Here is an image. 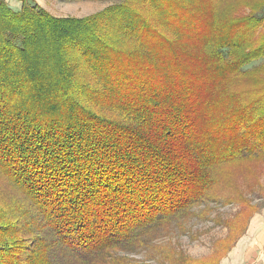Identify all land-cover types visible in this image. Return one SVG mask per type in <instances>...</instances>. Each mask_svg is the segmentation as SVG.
Here are the masks:
<instances>
[{
  "label": "trees",
  "instance_id": "obj_1",
  "mask_svg": "<svg viewBox=\"0 0 264 264\" xmlns=\"http://www.w3.org/2000/svg\"><path fill=\"white\" fill-rule=\"evenodd\" d=\"M257 164L264 0H0V264H137Z\"/></svg>",
  "mask_w": 264,
  "mask_h": 264
},
{
  "label": "rangeland",
  "instance_id": "obj_2",
  "mask_svg": "<svg viewBox=\"0 0 264 264\" xmlns=\"http://www.w3.org/2000/svg\"><path fill=\"white\" fill-rule=\"evenodd\" d=\"M27 1L53 16L74 18L95 14L116 2L44 0V6L36 0L11 3L21 8ZM246 173H237L233 179L236 189L218 186L214 197L172 223L170 231L160 234L153 247L118 255L137 264H264V165H252L251 172Z\"/></svg>",
  "mask_w": 264,
  "mask_h": 264
},
{
  "label": "crops",
  "instance_id": "obj_3",
  "mask_svg": "<svg viewBox=\"0 0 264 264\" xmlns=\"http://www.w3.org/2000/svg\"><path fill=\"white\" fill-rule=\"evenodd\" d=\"M11 1H14V0H7L8 3L12 4ZM36 1H39V4H41L42 6H44L42 4L44 2V0H36ZM50 1H52V0H50ZM19 2L22 3V0H19ZM13 6H14V8L16 7L15 9H19L20 8V6H17L16 4H14ZM263 233H264V231H263ZM263 241H264V237H263Z\"/></svg>",
  "mask_w": 264,
  "mask_h": 264
}]
</instances>
